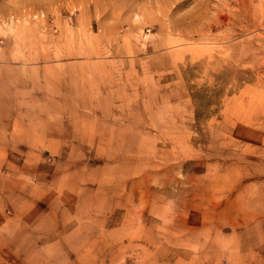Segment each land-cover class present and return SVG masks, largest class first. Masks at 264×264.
<instances>
[{"label":"rangeland","instance_id":"rangeland-1","mask_svg":"<svg viewBox=\"0 0 264 264\" xmlns=\"http://www.w3.org/2000/svg\"><path fill=\"white\" fill-rule=\"evenodd\" d=\"M0 264H264V0H0Z\"/></svg>","mask_w":264,"mask_h":264}]
</instances>
